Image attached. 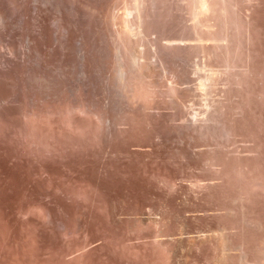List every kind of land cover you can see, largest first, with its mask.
<instances>
[{"label": "rangeland", "instance_id": "obj_1", "mask_svg": "<svg viewBox=\"0 0 264 264\" xmlns=\"http://www.w3.org/2000/svg\"><path fill=\"white\" fill-rule=\"evenodd\" d=\"M74 1L89 4L82 10L86 39L92 48L88 57L91 72L88 101L94 95L101 103L117 101L121 90L114 81L111 41L115 40L116 27L112 10L123 9L131 1L70 0ZM174 1L168 2L176 5ZM259 2L248 12L258 35L252 43L248 42L251 58L245 76L244 112L237 121L240 136L236 142L241 153H232L233 148L210 152L201 140L195 139L200 145L195 150L199 153L197 161L215 156L221 167L210 169L200 164L198 169H189L184 160L173 158L178 156L175 148L184 147L186 139L181 145L171 140L158 143L151 152L150 148L137 146L128 127H121L119 133L120 139L126 140L124 148L132 153V158L119 162L112 156L113 159L107 157L100 163H88L84 157L94 154L103 143H83L78 147L65 141L68 127L57 110L64 101L35 103L37 110L59 107L58 112L55 110L57 115L43 122L45 129L39 128L50 136L48 148L32 142L19 127L0 124V264H162V253L169 257L168 264H212V257L220 255L222 247L216 237L201 240L207 230L221 233L225 229L231 247L254 246L264 239L263 186L249 190L241 203L232 201L236 194L231 198L225 196L231 213L220 207L200 205L196 198L187 200L192 190L198 191L200 198L208 193L217 195L229 186L209 192L206 186L212 182L206 179L211 175L228 178L236 168L246 178L254 176L264 182V0ZM93 6L97 9L93 10ZM160 11L165 17L164 10ZM174 12L171 18H161L162 24L157 29L134 30L133 42L127 46L130 52H143L140 62L156 72L162 86L169 83L166 79L169 70L182 71L183 87L195 77L193 72L197 67L214 62L207 58L189 31L191 22L187 13ZM69 18L73 19L72 13ZM51 30L56 38V29ZM70 30L76 37L74 27ZM105 47L112 51L109 57L100 55ZM59 54L54 58L55 64L60 61ZM24 93L34 98L30 90L25 89ZM26 101L27 110L33 109V101ZM200 105L201 101L192 97L184 105L176 106L172 109L178 113L176 123L184 120L189 108L199 109ZM98 112L109 116L101 107ZM134 115L146 120L144 110ZM145 129L148 130L146 126ZM191 176L203 179L199 183L201 188L192 186ZM244 218L259 221L262 229L245 226ZM191 238L196 239V244L190 251ZM179 239L183 241L178 243ZM254 258L252 254L250 261ZM224 264H239V259L232 256Z\"/></svg>", "mask_w": 264, "mask_h": 264}, {"label": "bare ground", "instance_id": "obj_2", "mask_svg": "<svg viewBox=\"0 0 264 264\" xmlns=\"http://www.w3.org/2000/svg\"><path fill=\"white\" fill-rule=\"evenodd\" d=\"M130 1L123 9L116 7L112 10V21L116 27L115 40L111 41L115 61L113 70L114 81L121 90L120 99L101 103L97 95L88 101L87 86L91 80L88 57L92 48L86 39L82 18V10L88 7V3H72L70 0H0V124L19 127L32 142L47 147L50 136L43 130L42 124L60 110L62 121L68 127L65 134L68 144L82 147L83 143L102 141L103 147L84 157L88 163H100L112 156L117 157L114 160L119 162L130 159L132 153L124 148L126 140L122 141L119 133L121 127H128L130 137L137 142V146L150 148L151 152L159 146L158 143L171 140L180 144L186 139L183 142L185 146L182 145L184 147L179 150L174 147L178 156L173 158L184 160L189 169H198L200 164L208 165L210 169L220 166L215 156L197 161L199 153L195 150L200 145L195 139L201 140L210 152L219 148H233L232 153L240 152L236 142L240 136L237 121L244 112L245 76L249 68L248 59L251 58L248 55L251 52L248 42L252 43L258 35L248 12L255 2L260 5V0H176V5L166 0L164 7H161L163 3L160 0ZM92 9L97 8L93 6ZM160 9L164 10L165 17ZM174 11L187 13L191 22L189 31L207 58L214 63L197 67L193 72L195 77L183 87V72L172 68L166 78L169 83L164 88L157 81L156 72L145 68L146 65L140 62L144 57L143 52H130L127 45L133 42L134 30L157 29L163 18H171ZM69 13H72L73 19L69 18ZM70 27H74L76 37ZM51 29H56V38H53L54 30ZM54 44H57L56 47ZM108 48H102L100 55L109 57L112 51ZM58 53L60 61L55 64L54 58ZM25 89L33 92V99L26 97ZM192 97L201 101L199 109L192 106L193 109L189 108L190 112L183 116L184 120L176 123L177 111L173 113L172 109L184 105ZM26 100L33 101V109L27 110ZM40 100L64 102L61 108L56 107L58 111L53 108L56 112L37 110L35 103ZM100 107L109 114L108 117L98 112ZM139 110L145 111V121L134 115ZM40 126L43 127L41 130ZM236 169L228 178L211 175L206 179L212 182L206 186L209 192L214 188L229 186L217 195L208 193L200 198L198 191L192 190L193 193L187 194V200L190 202L191 198H196L200 205L220 207L231 213L225 204V196L231 198L236 194L232 201L241 203L249 190L264 187V182L258 177L246 178ZM189 179H192V186L201 188L199 183L203 179L198 176ZM243 224L257 231L262 229L261 223L256 220L244 218ZM204 233L203 242L216 237L222 247L221 254L212 257V264H224L232 256L239 259V264H264V239L254 246L245 244L231 247L226 240L225 229L221 233L212 230ZM190 240L191 251L196 239ZM182 241L179 239L178 243ZM233 252L237 254L233 255ZM252 254L255 255L254 261H250ZM168 260L169 257L162 253V264H168Z\"/></svg>", "mask_w": 264, "mask_h": 264}]
</instances>
